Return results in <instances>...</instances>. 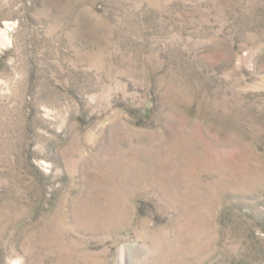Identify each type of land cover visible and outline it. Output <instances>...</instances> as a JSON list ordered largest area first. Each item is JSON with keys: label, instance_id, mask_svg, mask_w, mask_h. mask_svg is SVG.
I'll return each instance as SVG.
<instances>
[{"label": "rangeland", "instance_id": "1", "mask_svg": "<svg viewBox=\"0 0 264 264\" xmlns=\"http://www.w3.org/2000/svg\"><path fill=\"white\" fill-rule=\"evenodd\" d=\"M0 264H264V0H0Z\"/></svg>", "mask_w": 264, "mask_h": 264}]
</instances>
